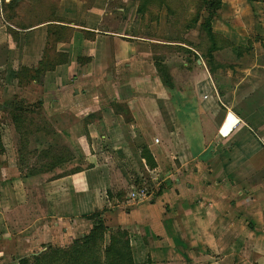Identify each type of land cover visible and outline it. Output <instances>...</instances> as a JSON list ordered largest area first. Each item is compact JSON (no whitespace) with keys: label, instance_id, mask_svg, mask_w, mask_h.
<instances>
[{"label":"crops","instance_id":"obj_1","mask_svg":"<svg viewBox=\"0 0 264 264\" xmlns=\"http://www.w3.org/2000/svg\"><path fill=\"white\" fill-rule=\"evenodd\" d=\"M10 1L0 0V260L68 245L106 209L136 264H264V0H220L210 68L193 56L197 28L178 35L164 4L139 14L138 0ZM45 54L53 67L22 80ZM24 214L46 222L21 229Z\"/></svg>","mask_w":264,"mask_h":264},{"label":"trees","instance_id":"obj_2","mask_svg":"<svg viewBox=\"0 0 264 264\" xmlns=\"http://www.w3.org/2000/svg\"><path fill=\"white\" fill-rule=\"evenodd\" d=\"M13 4L14 0H11L9 5ZM152 4L158 6L164 4L169 10L168 0H138L136 12L142 14L147 10V6ZM219 5L220 0H195L194 11L184 23L185 28H190L200 21L198 29L204 33L207 40L203 57L209 68L214 63L213 52L221 47L224 40L219 37L221 35L217 36V33L212 30L210 23ZM204 10L207 13L205 17H202L201 13ZM53 65L54 62L51 59L48 60L45 54L36 69L31 71L28 68H22L21 78L22 80L35 77L38 79L46 68L53 67ZM158 71L163 83L169 84L171 79L163 65H158ZM13 110H21V106H14ZM14 117L13 115L12 118L15 121ZM140 156L149 168L154 167L153 158L147 149L142 148ZM105 211L106 209L95 210L87 215L85 218L90 222L89 230L72 239L67 246L48 245L45 250L37 254L20 257L9 264H136L133 260L127 232L119 227L109 230L103 223L102 217Z\"/></svg>","mask_w":264,"mask_h":264},{"label":"rangeland","instance_id":"obj_3","mask_svg":"<svg viewBox=\"0 0 264 264\" xmlns=\"http://www.w3.org/2000/svg\"><path fill=\"white\" fill-rule=\"evenodd\" d=\"M168 1H169V10H167V8H166V13H167L166 16L170 15V17L168 16L169 18L167 17V20H168L169 23H171V27L172 28H177V33H179L178 35H183L184 28L182 26L184 25L185 20H187L191 16V14L193 13V11H194V1L195 0H168ZM188 4H189V6H188ZM206 13L207 12L204 10L201 13V16L202 17H205L206 16ZM199 23H200V21H198L196 23V25H195V27L197 28V32L196 31L193 32L196 35L195 42H197V44H195L197 54H194L193 55L195 58H199L200 55L201 56L203 55V53H204V47H203V45L205 43H207V40H206V38L204 36V33H202L200 31V29H198V24ZM210 23H211V21H210ZM218 35H220V34H217V36ZM219 37H222V36H219ZM222 46L223 45H221V47ZM231 49H232L233 54H234V51H235L234 50V47L232 46ZM218 53H219L218 54L219 55L218 56V59L219 60L225 61L224 64L229 63V60L228 59H231L230 56L223 55L220 52H218ZM251 60H252V58H250L249 56L246 57V58H244L243 61H247L246 63H244V64H246L245 66H248L247 64H249L251 62ZM204 61H205V59H204ZM214 63H218V61L215 58H214ZM147 180H150V179H147ZM146 187H147L148 190H151V189L154 188V184L151 183V182H149V183L146 184ZM41 212H43V211L40 210L38 212V214H40ZM21 216L22 217H19L21 219V222H23L22 225H21V229H27L28 231H29V227H26V226L29 225L30 223L33 224L34 227H36V225L38 226V225H40V223H45L46 222V220H45L46 217H43V215H39L37 217H34V216H29L27 214H24V215H21ZM11 218H15V217L12 216ZM102 218H103L104 225L109 230H115V229H117V226H115L113 224L112 217L110 215L105 214ZM31 220H33V221H31ZM107 234H108V232H107ZM48 245H54V246L56 245L57 246L58 244H56V243L55 244H52V243L44 244V245H42V247H37V248L32 249V251H33L32 254L34 255V254H37V253L45 250ZM60 245H61V247L62 246H67V245H63V244H60ZM32 254H30V255H32ZM30 255H28V256H30ZM15 260H17V259H15ZM15 260H13V261H15ZM13 261L10 258H8L7 260H0V264H9V263H12Z\"/></svg>","mask_w":264,"mask_h":264},{"label":"built area","instance_id":"obj_4","mask_svg":"<svg viewBox=\"0 0 264 264\" xmlns=\"http://www.w3.org/2000/svg\"><path fill=\"white\" fill-rule=\"evenodd\" d=\"M145 188H136L135 190H130L128 192L127 198L131 201H136L141 199L145 195Z\"/></svg>","mask_w":264,"mask_h":264},{"label":"bare ground","instance_id":"obj_5","mask_svg":"<svg viewBox=\"0 0 264 264\" xmlns=\"http://www.w3.org/2000/svg\"><path fill=\"white\" fill-rule=\"evenodd\" d=\"M226 129V128H225Z\"/></svg>","mask_w":264,"mask_h":264}]
</instances>
